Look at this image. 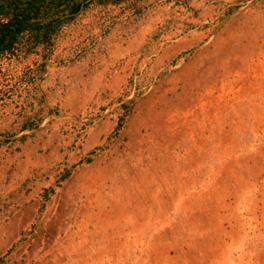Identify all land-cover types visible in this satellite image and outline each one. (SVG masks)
<instances>
[{
    "label": "rangeland",
    "instance_id": "374dc122",
    "mask_svg": "<svg viewBox=\"0 0 264 264\" xmlns=\"http://www.w3.org/2000/svg\"><path fill=\"white\" fill-rule=\"evenodd\" d=\"M0 264H264V0H83L0 54Z\"/></svg>",
    "mask_w": 264,
    "mask_h": 264
},
{
    "label": "trees",
    "instance_id": "16d2710c",
    "mask_svg": "<svg viewBox=\"0 0 264 264\" xmlns=\"http://www.w3.org/2000/svg\"><path fill=\"white\" fill-rule=\"evenodd\" d=\"M83 0H0V54L50 39ZM64 21V20H62Z\"/></svg>",
    "mask_w": 264,
    "mask_h": 264
},
{
    "label": "crops",
    "instance_id": "0c3cea01",
    "mask_svg": "<svg viewBox=\"0 0 264 264\" xmlns=\"http://www.w3.org/2000/svg\"><path fill=\"white\" fill-rule=\"evenodd\" d=\"M16 225H19V219H18V221L16 220Z\"/></svg>",
    "mask_w": 264,
    "mask_h": 264
}]
</instances>
